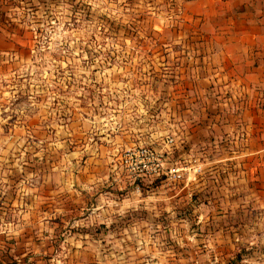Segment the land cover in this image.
<instances>
[{
	"label": "rangeland",
	"instance_id": "1",
	"mask_svg": "<svg viewBox=\"0 0 264 264\" xmlns=\"http://www.w3.org/2000/svg\"><path fill=\"white\" fill-rule=\"evenodd\" d=\"M185 1L0 0L1 189L9 190L23 161L50 177L44 209L35 198L31 213H2L3 224L16 219L2 228L3 264H189L175 254L202 211L163 210L187 200L169 196L176 185L168 176L178 173L168 158L171 137L161 147L149 141L168 125L186 79L208 73L191 49L203 15L186 17ZM139 139L162 158L157 175L141 181L119 164ZM115 171L137 194L163 190L155 221L153 213L131 212L107 227L106 212L93 210L91 179L103 192L123 189L110 177Z\"/></svg>",
	"mask_w": 264,
	"mask_h": 264
},
{
	"label": "crops",
	"instance_id": "2",
	"mask_svg": "<svg viewBox=\"0 0 264 264\" xmlns=\"http://www.w3.org/2000/svg\"><path fill=\"white\" fill-rule=\"evenodd\" d=\"M183 8L186 17L203 15L191 49L201 53L208 73L206 79H186L183 90L176 91L177 100L172 98L165 130L149 140L161 147L167 135L172 138L168 158L178 173L168 176L176 185L169 196L187 200L179 210L174 205L163 210L202 211L190 222V233L181 237L184 249L178 248L175 256L189 264H264V0H187ZM182 162L185 170L178 166ZM29 165L33 163L23 161L19 175L10 176L5 193L0 172V235L3 226L12 228L16 220L3 224L2 213H31L35 198L43 209L44 198L48 201L49 174H37ZM176 175L183 177L181 182ZM125 176L111 172L123 189L112 186L104 192L98 188L100 179H91V205L106 212L107 227L131 212L153 213L155 221L160 211L156 202L163 190L150 187L137 194ZM198 197L202 202L195 205ZM197 243L198 251L188 249Z\"/></svg>",
	"mask_w": 264,
	"mask_h": 264
},
{
	"label": "built area",
	"instance_id": "3",
	"mask_svg": "<svg viewBox=\"0 0 264 264\" xmlns=\"http://www.w3.org/2000/svg\"><path fill=\"white\" fill-rule=\"evenodd\" d=\"M172 142V138L167 140ZM120 167L134 180L141 181L145 178L156 176L162 164V158L154 149L139 145L126 149L119 157ZM177 178L180 175H176Z\"/></svg>",
	"mask_w": 264,
	"mask_h": 264
}]
</instances>
